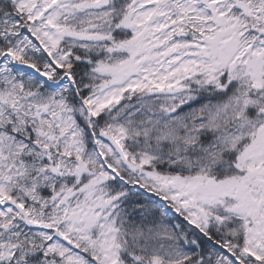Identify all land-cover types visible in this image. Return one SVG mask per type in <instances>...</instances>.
<instances>
[{
    "label": "snow or ice",
    "instance_id": "1",
    "mask_svg": "<svg viewBox=\"0 0 264 264\" xmlns=\"http://www.w3.org/2000/svg\"><path fill=\"white\" fill-rule=\"evenodd\" d=\"M0 264H264V0H0Z\"/></svg>",
    "mask_w": 264,
    "mask_h": 264
}]
</instances>
